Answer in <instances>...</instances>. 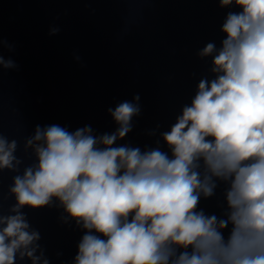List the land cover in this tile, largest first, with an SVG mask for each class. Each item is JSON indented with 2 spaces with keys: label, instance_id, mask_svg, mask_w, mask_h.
I'll use <instances>...</instances> for the list:
<instances>
[{
  "label": "clouds",
  "instance_id": "obj_1",
  "mask_svg": "<svg viewBox=\"0 0 264 264\" xmlns=\"http://www.w3.org/2000/svg\"><path fill=\"white\" fill-rule=\"evenodd\" d=\"M219 6L240 11L227 13L219 48L209 42L197 53L212 58L214 78L199 80L160 134L171 156L114 146L140 114L139 95L108 109L118 125L110 134L37 125L24 144L35 159L22 172L17 140L0 132V172L16 173L15 203L0 212V264H49L23 211L45 206L85 230L74 264H264V0ZM5 43L0 37V71L17 67L4 58ZM217 180L228 185L225 218L197 210Z\"/></svg>",
  "mask_w": 264,
  "mask_h": 264
},
{
  "label": "water",
  "instance_id": "obj_2",
  "mask_svg": "<svg viewBox=\"0 0 264 264\" xmlns=\"http://www.w3.org/2000/svg\"><path fill=\"white\" fill-rule=\"evenodd\" d=\"M228 185L225 182L217 180V187L214 195L208 198L201 196L197 210H203L206 215L215 214L218 218H225L224 213L227 210V202L225 191ZM232 225L229 224L227 228L223 230L225 238L228 237Z\"/></svg>",
  "mask_w": 264,
  "mask_h": 264
}]
</instances>
